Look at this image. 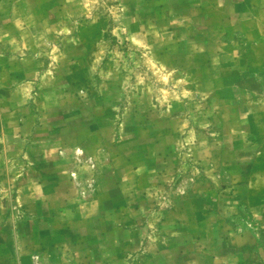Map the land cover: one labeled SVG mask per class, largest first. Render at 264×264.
<instances>
[{
    "label": "rangeland",
    "instance_id": "374dc122",
    "mask_svg": "<svg viewBox=\"0 0 264 264\" xmlns=\"http://www.w3.org/2000/svg\"><path fill=\"white\" fill-rule=\"evenodd\" d=\"M0 144V264H264V0H0Z\"/></svg>",
    "mask_w": 264,
    "mask_h": 264
},
{
    "label": "crops",
    "instance_id": "0c3cea01",
    "mask_svg": "<svg viewBox=\"0 0 264 264\" xmlns=\"http://www.w3.org/2000/svg\"><path fill=\"white\" fill-rule=\"evenodd\" d=\"M4 143H5V145L7 144V142H4ZM1 154H4L6 156V152L2 153V148H1V144H0V157H1ZM42 177L44 179H46V181H51V178L49 176H42ZM31 180H34L35 182H37L39 184L40 183V180H42V179H39L37 176H35L33 179H30V181H29L30 182V185H31ZM35 182H32V183H35ZM28 189H30V188H28L27 185H26V186L22 187L18 191V193L21 194V193H23V191H26ZM1 213H2V210H1V207H0V217L2 215Z\"/></svg>",
    "mask_w": 264,
    "mask_h": 264
}]
</instances>
